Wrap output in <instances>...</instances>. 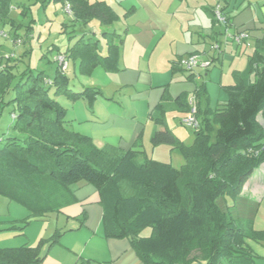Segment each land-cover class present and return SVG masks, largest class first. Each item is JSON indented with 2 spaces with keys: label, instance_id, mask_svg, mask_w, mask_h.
Wrapping results in <instances>:
<instances>
[{
  "label": "trees",
  "instance_id": "1",
  "mask_svg": "<svg viewBox=\"0 0 264 264\" xmlns=\"http://www.w3.org/2000/svg\"><path fill=\"white\" fill-rule=\"evenodd\" d=\"M52 1L69 4L72 21L83 25L119 20L103 0ZM12 2L0 0L2 25ZM19 5L26 13L28 7ZM227 19L233 26L228 15ZM11 23L16 29L12 35L20 36L16 20ZM64 31L69 45L64 51L57 47L56 54L78 61L83 73L98 64L118 69L115 32H103L108 38L103 54L100 41L87 32ZM11 59L0 60V107L12 91L7 103L14 105L20 133L0 138V193L35 205L38 216L56 211L65 202L64 189L86 181L99 192L106 235L129 237L142 264H254L256 254L246 240H264V230L254 227L259 203L241 192L252 172L264 163V41L249 59L247 76L235 73V83L223 86L229 95L224 105L211 110L208 102L203 108L205 84L198 83L195 95L201 127L194 131L193 144L186 145L166 124L163 103L154 107L150 117L160 128L152 133L151 143L178 149L185 157L180 167L147 155L140 161V151L135 149H100L90 136L68 128L66 109L49 92L53 86L55 95H85L69 87L66 71L57 64L52 79L29 65L17 76ZM177 102L189 111L188 94ZM146 227H151V234L141 236ZM60 236L46 241L51 246ZM42 244L0 248V264H42Z\"/></svg>",
  "mask_w": 264,
  "mask_h": 264
},
{
  "label": "crops",
  "instance_id": "2",
  "mask_svg": "<svg viewBox=\"0 0 264 264\" xmlns=\"http://www.w3.org/2000/svg\"><path fill=\"white\" fill-rule=\"evenodd\" d=\"M103 1L116 11L119 22H123L119 28L107 27L103 30V32L116 33L113 41L119 45L117 58L119 77L121 76L122 82L129 86H137L142 79L146 80L143 81L145 90L135 96L149 99V117L154 107L160 102L165 106V114L167 110H172L175 113V119L178 115L183 113L185 115L187 112L180 108L177 98L194 91L198 81L204 78L203 76L209 75L216 66H220L223 72L234 68L233 83L236 80L235 73L247 76L249 59L258 48V43L264 41V0ZM218 4L231 18L233 30L244 29L249 33L250 45L248 47L239 46L231 38L226 37L225 26L215 22L213 9ZM123 13L125 19L122 18ZM127 13L130 15L126 18ZM66 23L63 22V30L71 25L67 23L68 26H66ZM88 36L98 39L102 53H107L108 38L106 36L98 37L95 32L93 35L88 32ZM214 42L221 45L220 53L211 50ZM57 47L52 43L48 46L47 52L52 48L54 52ZM64 50L60 49V51ZM192 52L214 56L216 59L214 65L208 70L199 68L188 75L176 64V61L180 56ZM55 54L56 52L52 55L53 60ZM48 56L49 54H43L42 58H48ZM159 67L163 68L164 77L170 74V67L173 73L169 80L165 81L163 78L161 83L155 84L156 70L154 68ZM198 70L205 71V73ZM176 72L184 76L175 77ZM249 77L251 79L253 74ZM165 83H168V86H165ZM233 83L228 82L224 85ZM115 117L117 119L112 117L110 122L122 128V131L119 133V139L114 142L117 146L113 148L135 149L140 151L139 157L142 151H145L141 147L145 124L137 118L136 114H133L132 119L123 118V121L118 120L123 117L122 115H115ZM181 120L179 116L178 122L182 124ZM108 122L109 120L99 122L97 126L100 127V124L105 125ZM154 124L152 133L160 128L155 122ZM166 124L169 126L167 116ZM68 128L71 129L70 125ZM64 191L66 192L65 202L58 205L56 211H46L35 216L33 220V222H39L38 225L42 229V236L39 239L41 237L49 239L61 233L59 242L42 249V254L45 256L42 264H142L129 237L106 235L104 209L100 203L99 192L93 185L80 181ZM241 193L244 197L259 203L254 227L264 230V163L252 172ZM22 233L26 234V231L23 230ZM38 241H29L24 244L36 246ZM246 242L257 253L258 248L264 249V240L247 239Z\"/></svg>",
  "mask_w": 264,
  "mask_h": 264
},
{
  "label": "rangeland",
  "instance_id": "3",
  "mask_svg": "<svg viewBox=\"0 0 264 264\" xmlns=\"http://www.w3.org/2000/svg\"><path fill=\"white\" fill-rule=\"evenodd\" d=\"M18 4H24L28 7L26 13L22 12L23 6H18ZM129 15L130 13H127L126 18ZM122 18L125 19L124 13L122 14ZM11 19L16 20V23L19 25L16 28L20 36L15 38H19L20 41L14 43L11 37H0V54L3 56V62L6 63L8 61L7 57L13 54L9 63L14 65L13 72L17 76L30 65L34 71L43 70L52 79L57 73L58 64L53 60L52 55L57 50L54 52L47 51L48 46L52 43L56 44L61 50L66 48L68 33L63 30V22L71 23L67 28L69 31L75 28L77 34L88 31L93 35L95 32L98 37L106 36L103 35L105 28H119L120 24L123 23L119 22L120 19L110 24H102L98 20H92L87 25L73 22L72 15L66 10V6L52 0H13L6 24H0L1 28H4L13 36V31L16 29L12 25ZM29 26L31 27V33L27 34ZM43 54H49L48 58L50 59L46 57L42 58ZM69 63V67L66 70V75L69 78V87L74 92H86L85 95H55L53 86L49 92L66 109L68 113L67 118L69 121L71 120L69 125L72 130L81 131L89 135L97 147L105 150L117 146L114 142L119 139V133L122 131V128L119 126L112 125L110 122L111 118L117 119L115 115H122L123 117L118 120L123 121V118L132 119L133 114H136L137 118L141 119L145 124L141 145L145 151L140 154L139 160H143L144 156L147 155L148 157L169 162L175 167H180L185 163V157L178 149L171 150L168 144L153 146L151 143L152 128L155 124L149 117V99H141L135 96L145 90L143 82L146 81L145 79H142L137 86H129L122 82L117 70L107 69L98 64L90 73H83L79 67V62L76 63L71 58L69 59ZM169 69L170 74L164 77L162 67L154 68L156 70L155 84L161 83L163 78L165 81L170 79L173 72H171V67ZM233 69L223 72L220 66H216L209 75L203 76L204 78L198 81L199 84L202 82L205 84V91L201 97L203 108L208 105V102L211 110H215L217 107L227 103L229 95L223 85L228 84V82H234ZM198 71L205 73L202 70ZM186 73L189 75L190 72L186 71ZM180 75L184 76L179 72L175 73V77ZM251 79L253 80L254 76ZM165 86H168V83H165ZM94 91H98V94L94 95ZM192 93L193 91L187 94L190 97ZM13 96L14 93L11 91L7 95L6 101L8 102ZM91 96H94L93 101L90 99ZM7 102L2 103L0 107V138H6L9 134L20 133V130L15 126L16 118L13 116L14 105ZM166 116L169 126L173 128L182 141L186 145L193 144L195 129L178 122L179 116L183 118L184 113L178 115V118L175 119L174 111L167 110ZM105 120H109V122L105 125L100 124V127L97 126L99 122L102 123ZM216 129L217 125L214 124L212 140L215 139ZM98 141H102V143L99 144ZM1 145L2 142H0ZM35 211V205H25L23 202L11 198L7 194L0 193V248L16 247L26 242H36L37 240H39L38 243L43 241L42 249L49 247L47 239L42 237L39 239L42 236V229L38 225L39 222H33L34 217L37 216L34 213ZM23 230L26 231V234L22 233ZM141 234L144 236L150 235L151 227H146ZM257 250L258 253L254 251L256 254L254 264H264V249L258 248Z\"/></svg>",
  "mask_w": 264,
  "mask_h": 264
},
{
  "label": "built area",
  "instance_id": "4",
  "mask_svg": "<svg viewBox=\"0 0 264 264\" xmlns=\"http://www.w3.org/2000/svg\"><path fill=\"white\" fill-rule=\"evenodd\" d=\"M66 10L68 12H71L70 5H66ZM215 19L218 23H221L225 26V34L226 37L231 38L237 45L239 46H249L250 45V39H249V33L244 29H232L233 26H230L228 24V19L226 13L222 10V7L220 4L216 5L213 9ZM0 37L3 38H12L14 43H17L20 41L19 38H15L14 36H11V34L6 31L4 28L0 27ZM211 50H213L216 53L221 52V45L218 42H214L211 45ZM13 54L9 55L7 57L8 59L12 57ZM55 60L57 61L58 65L63 71H66L69 67V59L64 53H57L55 55ZM0 60L3 61V56L0 54ZM215 63V57L214 56H205L201 52H192L186 55L180 56L176 64L181 67L183 70L188 72H196L197 69L202 68L204 70H208L210 67H212ZM0 68H2V65H0ZM189 105L190 109L187 111V113L182 118V123L184 125H187L189 127H192L194 129H198L201 127V121L198 117V106H197V99L195 95V90L193 91L192 95L189 97ZM14 118H16V114L13 113Z\"/></svg>",
  "mask_w": 264,
  "mask_h": 264
}]
</instances>
